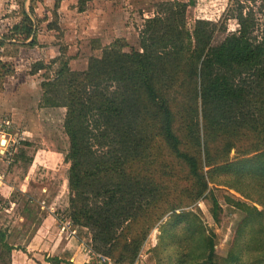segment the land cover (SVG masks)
Returning a JSON list of instances; mask_svg holds the SVG:
<instances>
[{
  "label": "trees",
  "instance_id": "1",
  "mask_svg": "<svg viewBox=\"0 0 264 264\" xmlns=\"http://www.w3.org/2000/svg\"><path fill=\"white\" fill-rule=\"evenodd\" d=\"M192 3L163 2V11L146 19L139 49L125 50L118 38L84 70L60 57L51 61L60 62L53 75L45 71L42 102L67 109L71 218L92 229L98 251L115 252L123 240L133 260L139 236L155 225L152 209L164 192L146 174L157 171L153 138L174 152L199 188L224 185L264 206V29L254 34L255 19L240 10L239 28L218 38L209 19L188 26ZM22 14L13 35L32 37L33 45L34 20ZM45 67L38 61L32 72ZM174 214L178 225L183 215ZM209 245L191 264H216L212 239Z\"/></svg>",
  "mask_w": 264,
  "mask_h": 264
},
{
  "label": "rangeland",
  "instance_id": "2",
  "mask_svg": "<svg viewBox=\"0 0 264 264\" xmlns=\"http://www.w3.org/2000/svg\"><path fill=\"white\" fill-rule=\"evenodd\" d=\"M166 1L172 0H0V60L5 62L0 65V264L66 261L75 248L60 232L57 217L77 225L85 242L92 239V229L71 218L67 109L42 102V82L60 63L51 64L52 59L63 57L72 69L84 70L89 58L100 56L115 39H125L127 51L139 49L146 19L162 12ZM191 1L189 27L199 17L209 19L222 38L239 28L236 15L243 10L255 19L254 34L264 29V0ZM23 10L34 20L33 45L32 37L12 32ZM38 61L46 67L33 73ZM153 140L157 171L146 174L164 192L152 209L155 225L139 236L144 235L135 259L123 240L115 252H101L115 261L122 258L121 264H191L209 252L212 239L216 264H264V206L224 185L199 188L160 137ZM236 156L232 148L230 158ZM174 213L183 215L178 225Z\"/></svg>",
  "mask_w": 264,
  "mask_h": 264
},
{
  "label": "built area",
  "instance_id": "3",
  "mask_svg": "<svg viewBox=\"0 0 264 264\" xmlns=\"http://www.w3.org/2000/svg\"><path fill=\"white\" fill-rule=\"evenodd\" d=\"M60 220V232H66L69 238H77V225L73 224L67 217H57ZM83 251L88 255L89 259L96 262V264H121L116 262L109 255L98 251L93 244L92 239L85 242L81 241Z\"/></svg>",
  "mask_w": 264,
  "mask_h": 264
},
{
  "label": "crops",
  "instance_id": "4",
  "mask_svg": "<svg viewBox=\"0 0 264 264\" xmlns=\"http://www.w3.org/2000/svg\"><path fill=\"white\" fill-rule=\"evenodd\" d=\"M53 218L56 219V216H53ZM55 219H54V221H55ZM56 226H57V230H58V224ZM67 237H66V239H67V241H69V244L70 245H71V243L74 244L75 252L72 255L70 254L66 258V261L64 259H61L62 257H60V258L58 257L60 259V263L61 264H69V262H70V264H95V262L92 261V260H90L89 257H88V255L82 249V243H81V241L84 240V239H82L81 237H79V235H78L77 238H74V237L69 238L68 237L69 238L68 239ZM83 238H86V237H83ZM76 241H79V245H76V243H75Z\"/></svg>",
  "mask_w": 264,
  "mask_h": 264
},
{
  "label": "bare ground",
  "instance_id": "5",
  "mask_svg": "<svg viewBox=\"0 0 264 264\" xmlns=\"http://www.w3.org/2000/svg\"><path fill=\"white\" fill-rule=\"evenodd\" d=\"M5 143H6V139L3 140V144H5Z\"/></svg>",
  "mask_w": 264,
  "mask_h": 264
}]
</instances>
